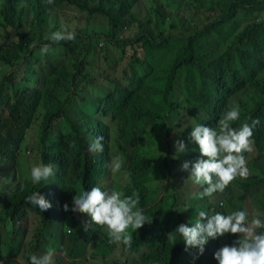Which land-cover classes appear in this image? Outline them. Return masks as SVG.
Wrapping results in <instances>:
<instances>
[{
	"label": "trees",
	"instance_id": "trees-1",
	"mask_svg": "<svg viewBox=\"0 0 264 264\" xmlns=\"http://www.w3.org/2000/svg\"><path fill=\"white\" fill-rule=\"evenodd\" d=\"M108 1L112 9L105 7ZM157 10L149 19L164 35L163 40L157 39L148 31L138 33L136 39L143 40L147 47L146 59L151 70L159 66L160 49H174L179 53L164 93V103L169 107V115L180 117L184 112L192 119V125L187 131L189 139L192 127L202 124L215 128L223 112L231 104H238L247 113L246 121L259 120L254 128V150L258 153L264 147V17H255L264 12V1L260 0H228L222 8L218 21L205 27L216 29L218 36L209 43L211 47L201 48L199 42L205 34L179 35L164 27L166 23L179 24L189 22L186 11L201 6L200 0H155ZM73 6L83 12L101 14L108 21L109 41L120 46L117 33L120 29L131 28L140 18L132 11V0H2L0 18L4 25L16 27L23 22V17L29 9L31 21L29 29L19 42L7 46L0 44V66L14 69L0 79V95L4 94L8 84L13 83L18 73L24 67V80L28 86L17 91L5 107L3 123L0 127V157L15 161L17 151L13 147L15 141L24 140L35 122L39 121V133L36 145L40 150L42 163H52L55 167L54 182L51 188H34L29 182L20 180L10 191L0 194V223L7 228L8 241L14 244L19 236L20 220L27 215L28 210L39 215L41 222L47 225L74 217L72 201L76 192L100 187L110 174L108 164L110 159L121 154L124 158V171L131 173V182L126 183L121 190L123 195L139 192L140 205L145 215L152 219L151 224H145L133 233V243L130 249L123 245L125 252H137L143 246L147 251L137 264H212L211 254H190L183 251L182 238L176 236L169 239L168 234L180 224L192 227L190 221L195 220L196 212L203 210L208 215L224 214L221 207L210 208L207 205H181L177 193L158 195L152 193L150 186L156 177L155 168L160 162L161 154L150 155L147 143L154 133L155 123L163 116L150 106L147 75L131 72L126 84L116 83L113 90L101 97V103L95 109L98 119L90 117L81 125L75 123L68 115L64 94L72 91L71 73L64 66H58L48 74L32 79L36 72V61H32L36 48H41L43 21L46 15L56 7ZM251 23L244 31L236 33L241 24ZM231 38V45H224V39ZM70 41H61L58 45L68 46ZM208 44V43H207ZM16 67V68H15ZM77 73L73 74L75 79ZM182 81L187 106L180 111L182 101L172 102L170 97L176 86ZM247 102L253 103L249 108ZM85 112L91 113L90 109ZM251 117V119H248ZM241 118V117H240ZM240 120V119H239ZM233 122V127L238 126ZM63 121V130L57 137L55 124ZM244 122V123H245ZM97 136H103V152L90 153L89 145ZM92 158L87 157V153ZM189 162L201 158L199 147L190 141L187 149ZM180 163V162H179ZM191 168V165H190ZM171 173V171H170ZM264 174V171H263ZM248 186L264 185V177L245 183ZM80 185V187H79ZM23 187V190H21ZM206 185L193 188L201 193ZM44 193V197L53 207L41 212L37 207L26 202V197L33 192ZM68 211H64V205ZM264 204V195L262 197ZM239 210H245L243 206ZM264 231V229H261ZM209 240L213 247L234 241V235L228 234ZM54 236L48 234V239ZM106 228L98 226L87 228L80 221L77 242L88 243L93 252L90 259H104L117 247L109 244ZM75 250L72 246L68 255L72 258ZM86 255L80 260L62 261L54 258V264H88Z\"/></svg>",
	"mask_w": 264,
	"mask_h": 264
},
{
	"label": "rangeland",
	"instance_id": "rangeland-1",
	"mask_svg": "<svg viewBox=\"0 0 264 264\" xmlns=\"http://www.w3.org/2000/svg\"><path fill=\"white\" fill-rule=\"evenodd\" d=\"M227 1L200 0V7L186 11V17L190 19L194 27L186 21L179 24L166 23L164 27L184 36L205 34V37L199 42L204 51L205 48L212 46L209 42L213 41L218 33L216 29H207L205 33L203 30L220 19L222 8ZM1 4L2 0H0V6ZM105 7L112 9V5L108 1L105 2ZM155 7V0H132V11L137 14L140 21H137L131 28L119 30L117 41L122 43L120 46L109 41L107 37L110 35L109 25L103 15L83 12L69 5L56 7L46 15L45 21H43L40 43L50 41L48 37L51 33L63 28L74 31L75 39L70 41L68 46L52 44V51L43 56L40 55V48H36L32 58V61H36V72L32 79L42 77L58 66L66 67L71 73L72 91L63 96L66 101L65 109L70 118L81 125L85 123V119L90 117L98 119L99 116L95 113V109L101 103V97L113 90L116 83L126 84L131 72L147 75L150 106L163 116L155 123L154 133L147 143L151 156L161 154L160 162L154 171L156 174L154 183L150 186L152 193L158 195L169 192L177 193L181 205H207L211 209L218 206L222 208L225 215L239 210L238 207L243 205L247 208L249 219L256 216L264 221V204H262L264 185L248 186L245 184L264 177V147L261 153L256 150L251 153H243L250 173L246 179L237 177L222 193H215L211 198L200 199V190L193 188V181L189 179L191 168L188 171H182L183 162L188 161L190 157L187 158L186 151L177 153L175 143L177 140H182L187 149L190 141L186 139V135L192 125V119L186 112L182 117L170 116L169 107L164 103L168 78L179 53L174 49H160L158 51L159 66L151 70L146 59L147 47L144 45V41L138 40L132 43L141 31L150 32L157 41L163 40L164 35L149 20L152 14L157 11L154 10ZM260 16L264 17V12L258 14L255 20ZM30 21L31 12L29 9L23 17V22L16 27L4 25L0 18V44L7 46L10 43L19 42L20 37L28 31ZM251 25V23L241 24L236 33L244 31ZM222 44L231 45L232 39H224ZM13 69V67L0 66V79ZM23 69L24 67L18 73L17 79L6 86L4 94L0 95V127L3 123L6 103L17 91L23 90L29 85L28 81L24 80ZM74 73L78 74L75 79L73 78ZM184 90L183 83L179 80L170 97L172 102L183 100L180 111H184L183 107L187 106ZM247 105L249 108L253 107L251 102H247ZM86 109H90L92 112L87 113ZM246 117L247 113L241 109L237 130L246 121ZM63 125V121L56 122L55 134L57 137L61 134ZM38 133L39 121L37 120L24 140L13 143V147L17 151L15 161L0 157V194L10 191L20 180L27 181L34 188L40 190L52 187L55 176L40 184H33L30 178L31 168L42 163L40 150L36 145ZM87 157L91 159L92 155L88 152ZM126 183L121 174L111 172L101 182L100 188L105 191L117 190L122 193L121 190ZM79 189L81 191V187ZM39 194L45 195L44 193ZM49 203L51 204L50 209H52L53 205L51 202ZM61 220L58 218L57 222L44 225L38 214L28 210L27 215L20 220L19 236L14 244L9 243L7 228L0 223V262L2 264H30L31 255L40 256L50 249H55L54 258L65 262L80 260L82 255H86L88 264H104L102 258L90 259L93 249L88 243L79 244L77 242L80 221L87 228L97 227L92 224L91 218L87 214L76 213L74 217L68 216L65 220ZM49 233H53L54 236L48 239ZM228 238L229 235L225 234V239ZM239 238L238 235H234L232 243L224 242L222 245L215 246L213 250L217 252L225 245L232 246ZM72 246L75 250H72L74 255L71 258L68 252L71 251ZM146 248L148 246H143L142 249L134 253H125L122 244H118L116 249L106 257L105 264H137L143 253L147 251ZM179 264L182 263L179 262Z\"/></svg>",
	"mask_w": 264,
	"mask_h": 264
},
{
	"label": "clouds",
	"instance_id": "clouds-1",
	"mask_svg": "<svg viewBox=\"0 0 264 264\" xmlns=\"http://www.w3.org/2000/svg\"><path fill=\"white\" fill-rule=\"evenodd\" d=\"M46 2L52 4L53 0ZM48 39L51 43L40 48L41 56L52 51V44L74 40L75 32L63 28L51 33ZM240 117L241 109L234 103L223 112L215 128L202 124L192 127L189 139L198 145L201 158L194 163L183 162L182 171H188L191 165L189 179L197 185H206L200 193V199L211 198L218 192L222 193L237 177L246 179L250 174L243 153H251L254 150L253 130L259 124V120H251V124L245 122L237 130L233 127V122L238 121ZM103 139V136H97L89 145L88 151L103 152ZM175 147L177 153L186 151V145L182 140H177ZM55 167L52 163L33 166L30 170L32 183L49 181L54 176ZM108 167L113 174H121L125 182H131V173L122 171L124 158L121 154L113 156ZM26 202L41 212L51 208V204L38 191L27 196ZM72 204L73 213L87 214L92 224L106 228L109 244L116 243L117 246L122 244L127 249L132 246L133 233L145 224L152 223V219L145 215L144 209L139 207V192L123 195L117 190L105 191L94 186L90 190L76 192ZM243 207L245 210L232 211L227 215L221 213L208 215L207 212L198 210L195 220L190 221L192 227L180 224L168 234V238L175 239L176 236L182 238L183 251L186 253L202 255L209 252L212 264H264V231H261L264 229V221L256 216L249 219L247 208ZM68 210V205L65 204L64 211ZM225 234L238 235L240 238L232 246L225 245L217 252L214 251L209 240H216ZM54 256L55 249H50L40 256L31 255L30 264H54ZM213 259L215 261H212Z\"/></svg>",
	"mask_w": 264,
	"mask_h": 264
},
{
	"label": "built area",
	"instance_id": "built-area-1",
	"mask_svg": "<svg viewBox=\"0 0 264 264\" xmlns=\"http://www.w3.org/2000/svg\"><path fill=\"white\" fill-rule=\"evenodd\" d=\"M0 264H2V262H0Z\"/></svg>",
	"mask_w": 264,
	"mask_h": 264
}]
</instances>
